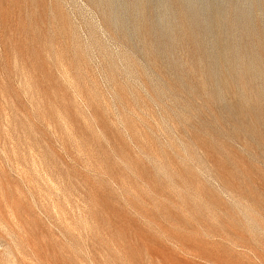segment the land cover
Wrapping results in <instances>:
<instances>
[{
    "label": "rangeland",
    "instance_id": "374dc122",
    "mask_svg": "<svg viewBox=\"0 0 264 264\" xmlns=\"http://www.w3.org/2000/svg\"><path fill=\"white\" fill-rule=\"evenodd\" d=\"M263 64L264 0H0V264H264Z\"/></svg>",
    "mask_w": 264,
    "mask_h": 264
},
{
    "label": "bare ground",
    "instance_id": "6f19581e",
    "mask_svg": "<svg viewBox=\"0 0 264 264\" xmlns=\"http://www.w3.org/2000/svg\"><path fill=\"white\" fill-rule=\"evenodd\" d=\"M253 10V9H252ZM255 11V10H254ZM253 12V11H252ZM255 14V13H254ZM258 16V15H257ZM262 16V15H261ZM159 17V16H158ZM215 19V18H214ZM161 20V19H160ZM162 21V20H161ZM161 21H160V23H161ZM183 21V20H182ZM247 22V21H246ZM182 23V22H181ZM239 24V23H238ZM251 24V23H250ZM244 25H245V23H244ZM234 26V25H233ZM168 27V26H167ZM236 27H238V25L236 26ZM253 27V26H252ZM165 28V27H164ZM236 29V28H235ZM256 29V28H255ZM254 29V30H255ZM233 31V30H232ZM255 32V31H254ZM250 34V33H249ZM237 36V35H236ZM238 36H240V35H238ZM236 39V38H235ZM237 41V40H236ZM241 41V40H240ZM231 42V41H230ZM236 43V42H235ZM231 44V43H230ZM247 45V44H246ZM249 47V46H248ZM240 48V47H239ZM262 52V51H261ZM228 53V52H227ZM229 55V54H228ZM226 57V56H225ZM234 57V56H233ZM234 59H236V58H234ZM234 61H237V60H234ZM229 62V61H228ZM232 62V61H231ZM235 64H236V62H235ZM243 65H244V63H243ZM243 65H241V67L243 66ZM264 65V64H263ZM245 66V65H244ZM260 66V65H259ZM262 66V65H261ZM260 66V68H262ZM255 67V66H254ZM240 69V68H239ZM263 70H264V68H263ZM232 71V70H231ZM261 71V70H260ZM221 72V71H220ZM240 73V72H239ZM246 73V72H245ZM241 74V73H240ZM245 76V75H244ZM234 77V76H233ZM261 78V77H260ZM232 82H233V80H232ZM243 82V81H242ZM228 83V82H227ZM262 83V82H261ZM221 84V83H220ZM225 84V83H224ZM237 84V83H236ZM263 84V83H262ZM241 85V84H240ZM243 85H244V83H243ZM222 87V86H221ZM241 87V86H240ZM262 87V86H261ZM264 87V86H263ZM247 89V88H246ZM238 92V91H237ZM258 92H259V90H258ZM247 93V92H246ZM252 93V92H251ZM234 94V93H233ZM260 94V93H259ZM224 97V96H223ZM250 98H252V97H250ZM225 99V98H224ZM248 99V98H247ZM240 101V100H239ZM248 101V100H247ZM259 101V100H258ZM249 102V101H248ZM255 102V101H254ZM246 107V106H245ZM236 111L237 112H241V111H244V107H242V105L240 104V105H237V107H236Z\"/></svg>",
    "mask_w": 264,
    "mask_h": 264
}]
</instances>
